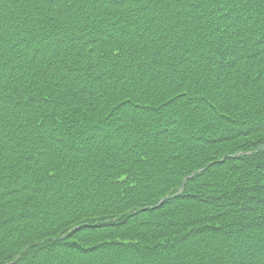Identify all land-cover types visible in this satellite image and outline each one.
Wrapping results in <instances>:
<instances>
[{
    "label": "trees",
    "instance_id": "16d2710c",
    "mask_svg": "<svg viewBox=\"0 0 264 264\" xmlns=\"http://www.w3.org/2000/svg\"><path fill=\"white\" fill-rule=\"evenodd\" d=\"M0 264H264V0H0Z\"/></svg>",
    "mask_w": 264,
    "mask_h": 264
}]
</instances>
